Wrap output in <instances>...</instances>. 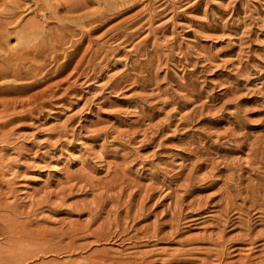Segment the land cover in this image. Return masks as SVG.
I'll return each instance as SVG.
<instances>
[{"label": "rangeland", "instance_id": "374dc122", "mask_svg": "<svg viewBox=\"0 0 264 264\" xmlns=\"http://www.w3.org/2000/svg\"><path fill=\"white\" fill-rule=\"evenodd\" d=\"M82 1L0 0V264H264V0Z\"/></svg>", "mask_w": 264, "mask_h": 264}, {"label": "bare ground", "instance_id": "6f19581e", "mask_svg": "<svg viewBox=\"0 0 264 264\" xmlns=\"http://www.w3.org/2000/svg\"><path fill=\"white\" fill-rule=\"evenodd\" d=\"M98 1V0H97ZM104 1V0H103ZM107 1V0H106ZM120 1H127V0H109L107 4H109V6H117ZM83 3L80 2L79 5H76L77 6H73L71 7V9L69 8V10L72 12H76V11H79V10H82L85 8V4L88 2L87 1H82ZM91 2V1H90ZM94 2V1H92ZM79 3V2H78ZM89 3V2H88ZM87 3V4H88ZM74 4V5H75ZM48 5V4H47ZM21 5L20 4H14L12 7H11V11H7L6 13H4V11L1 13L0 12V15L2 16H6V19L7 18H13V17H16L18 15V11L21 9L20 7ZM37 6V5H36ZM49 7L46 8L44 7L46 10L49 11V14H50V11L52 10V7L50 5H48ZM40 7V6H39ZM89 7V4L87 5V8ZM43 8V7H42ZM41 9V8H40ZM44 9V10H45ZM67 12L68 11V8L66 9ZM41 11V10H40ZM34 12V11H33ZM37 12V11H36ZM47 12V11H46ZM53 11H51L52 13ZM41 13H44L43 11ZM73 13V12H72ZM45 14V13H44ZM46 15V14H45ZM53 15V14H52ZM51 14L49 15V18L50 16H52ZM96 14H91V13H87V14H84L82 16H79V17H75L74 20H76L77 22L78 21H83L87 18H90L92 20H97L98 17H95ZM48 16V15H46ZM97 16V15H96ZM93 17H95L93 19ZM44 18V16L42 17ZM1 19V17H0ZM4 19V18H3ZM45 19H47V17H45ZM70 19H73V18H70ZM90 20V21H92ZM86 22V21H85ZM89 22V20H88ZM8 24L5 25V23H1L0 22V58H1V62L5 65V68H7L8 70L11 71L10 75H12V77H14L16 80L17 79H20L22 77V75L24 74L23 71H22V66L26 65V64H33L37 58L40 57V55L43 53L44 50L47 49L48 45L47 44H42L40 45L38 42H37V37L42 33L38 24L33 20L31 21L29 24L27 25H24L22 26L21 30L23 32V35H19V40L21 41V47H18V48H15L13 50V52H15L14 54L13 53H6L5 50L3 51L4 48H2L3 46V40L8 36L10 35V30L7 28L9 26V22H7ZM80 23V22H79ZM84 23V22H82ZM60 37V36H59ZM62 37V36H61ZM57 38V37H55ZM63 38V37H62ZM48 39V38H47ZM62 40V39H61ZM51 41V40H50ZM54 41V40H53ZM55 42V41H54ZM58 42V40H57ZM56 42V43H57ZM3 66V65H2ZM37 69H41V67H38ZM33 73L34 75V72H31V74ZM26 74L28 75V73L26 72ZM30 74V73H29ZM36 74V73H35ZM6 77H8L6 75ZM34 77V76H33ZM15 87V86H14ZM0 89H2V87H0ZM29 104V103H28ZM18 247V246H17ZM11 255L9 257V263L11 262H14L13 260L16 259V256L12 255V254H9ZM13 256V257H12ZM1 258V257H0ZM4 264V263H3ZM12 264V263H11Z\"/></svg>", "mask_w": 264, "mask_h": 264}]
</instances>
